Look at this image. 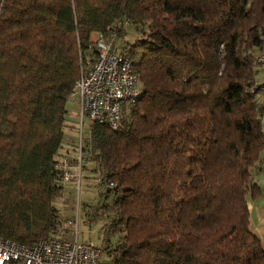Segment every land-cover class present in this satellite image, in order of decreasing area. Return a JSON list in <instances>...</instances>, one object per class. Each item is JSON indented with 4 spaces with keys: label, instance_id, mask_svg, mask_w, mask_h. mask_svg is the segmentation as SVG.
<instances>
[{
    "label": "trees",
    "instance_id": "16d2710c",
    "mask_svg": "<svg viewBox=\"0 0 264 264\" xmlns=\"http://www.w3.org/2000/svg\"><path fill=\"white\" fill-rule=\"evenodd\" d=\"M129 27L138 39L115 47ZM94 33L143 92L119 129L81 133L83 175L108 203L95 213H112L101 264H264L247 201L263 164L264 0H0V238H60L67 104Z\"/></svg>",
    "mask_w": 264,
    "mask_h": 264
},
{
    "label": "built area",
    "instance_id": "2783aa9c",
    "mask_svg": "<svg viewBox=\"0 0 264 264\" xmlns=\"http://www.w3.org/2000/svg\"><path fill=\"white\" fill-rule=\"evenodd\" d=\"M92 42L97 52L96 61L74 87V93L79 97L82 124L87 119L116 130L124 119V110L138 102L143 92L129 57L115 52L111 43L100 34ZM256 64L264 69V49L257 56ZM259 90L264 92V81H257L252 88L254 93ZM57 168L62 171V187L74 182L79 190L82 189L81 152L74 160L61 156ZM101 180L97 179L98 184ZM77 224L73 239L54 237L23 245L0 238V264H101L100 249L92 241L83 243L79 240Z\"/></svg>",
    "mask_w": 264,
    "mask_h": 264
},
{
    "label": "rangeland",
    "instance_id": "374dc122",
    "mask_svg": "<svg viewBox=\"0 0 264 264\" xmlns=\"http://www.w3.org/2000/svg\"><path fill=\"white\" fill-rule=\"evenodd\" d=\"M138 37L139 35L137 31L134 28L129 27L127 30V35L122 39V41H117L115 47L121 49L123 46L133 44L138 39ZM255 68L258 71V81H264V69L260 68L259 66ZM258 96L264 107V92L259 91ZM78 103L79 97L74 93L70 96L67 104L69 111V121L73 122L75 125H77V123L79 124L76 129H72L73 125H68L69 128L66 131L70 141L67 142L63 154L64 156L70 157L73 160L79 157L81 152L80 144L83 141V135H81V133L84 130V127H87L89 123H91L86 119L84 120V126L81 124V112H79V116L76 115V106ZM86 129L87 128H85V130ZM262 129L264 132V114L262 117ZM260 158L264 161V149L260 154ZM255 175L256 182L260 188V193L256 196L257 198L248 196L247 201L250 209L251 225L257 230L258 227L262 226L264 223V221H262L264 220V169H260ZM63 189L62 198L54 204L56 209L59 210V214L63 220L62 228L59 230L57 236L64 239H73L75 237L76 224L78 222L77 225L79 228V240L83 243L92 241L101 251V260L105 261L103 254L104 251L101 249L102 245L100 247L99 241L102 238L107 239L106 230L109 228V217H112V213L103 212V215H100L99 212L95 213L97 208H100L104 204H108L102 196V194L105 192L102 190V187L100 188L97 179L89 173H84L83 175L81 190L78 189L74 182L65 185ZM83 202H88V204H83ZM84 205L88 206L86 213H83ZM116 238L117 237H111L110 239L116 240ZM261 239L264 245V237ZM104 248H106L105 245Z\"/></svg>",
    "mask_w": 264,
    "mask_h": 264
},
{
    "label": "crops",
    "instance_id": "0c3cea01",
    "mask_svg": "<svg viewBox=\"0 0 264 264\" xmlns=\"http://www.w3.org/2000/svg\"><path fill=\"white\" fill-rule=\"evenodd\" d=\"M96 35H97V33H94L93 35H92V41L96 38ZM76 110H77V113H76V115L77 116H79V112H80V104L78 103V105L76 106ZM69 126H72V129H76L77 128V126H79V124L77 123V125H75L73 122H71V121H69L68 120V123H67ZM82 124V123H81ZM83 125V124H82ZM62 156H64V155H62ZM264 162V161H263ZM262 162V163H263ZM261 169H264V163L262 164V166H261ZM87 187V186H86ZM88 204V202H83V204ZM262 221H264V220H262ZM253 230L261 237H264L263 235H264V223H263V225L262 226H259L258 227V229L256 230V229H254L253 228ZM260 233V234H259ZM261 237V238H262Z\"/></svg>",
    "mask_w": 264,
    "mask_h": 264
}]
</instances>
